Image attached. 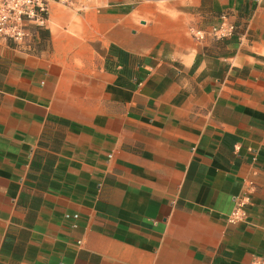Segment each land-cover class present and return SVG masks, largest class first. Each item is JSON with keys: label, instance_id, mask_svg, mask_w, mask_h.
Here are the masks:
<instances>
[{"label": "crops", "instance_id": "1", "mask_svg": "<svg viewBox=\"0 0 264 264\" xmlns=\"http://www.w3.org/2000/svg\"><path fill=\"white\" fill-rule=\"evenodd\" d=\"M222 15L231 37L192 36ZM257 257L264 0L53 2L0 38V264Z\"/></svg>", "mask_w": 264, "mask_h": 264}, {"label": "built area", "instance_id": "2", "mask_svg": "<svg viewBox=\"0 0 264 264\" xmlns=\"http://www.w3.org/2000/svg\"><path fill=\"white\" fill-rule=\"evenodd\" d=\"M70 6L75 0H0V38L12 43L20 49L27 46L36 30L47 24L48 11L51 3ZM236 31V25L228 21L226 15L221 16L220 22L210 27L208 31L195 30L192 36L200 41L207 35L215 39L231 37ZM241 216L239 207L229 216L231 221ZM252 264H264L263 257H257Z\"/></svg>", "mask_w": 264, "mask_h": 264}]
</instances>
